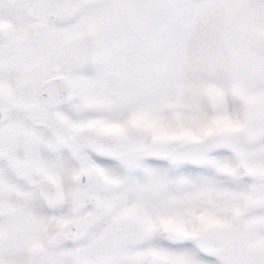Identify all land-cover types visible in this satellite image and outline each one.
Returning a JSON list of instances; mask_svg holds the SVG:
<instances>
[{
    "label": "snow or ice",
    "instance_id": "1",
    "mask_svg": "<svg viewBox=\"0 0 264 264\" xmlns=\"http://www.w3.org/2000/svg\"><path fill=\"white\" fill-rule=\"evenodd\" d=\"M0 264H264V0H0Z\"/></svg>",
    "mask_w": 264,
    "mask_h": 264
}]
</instances>
